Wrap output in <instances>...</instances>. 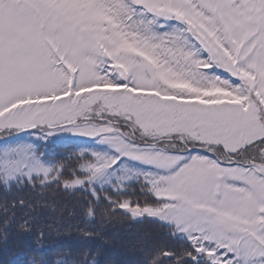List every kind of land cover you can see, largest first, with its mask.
<instances>
[{"label": "snow or ice", "instance_id": "6c2138e0", "mask_svg": "<svg viewBox=\"0 0 264 264\" xmlns=\"http://www.w3.org/2000/svg\"><path fill=\"white\" fill-rule=\"evenodd\" d=\"M53 186L85 241L164 229L146 264H264V0H0V190Z\"/></svg>", "mask_w": 264, "mask_h": 264}, {"label": "trees", "instance_id": "16d2710c", "mask_svg": "<svg viewBox=\"0 0 264 264\" xmlns=\"http://www.w3.org/2000/svg\"><path fill=\"white\" fill-rule=\"evenodd\" d=\"M71 163L75 164L74 158ZM20 196L30 202V207L12 209L11 202ZM86 199L82 193L71 194L55 186L10 194L0 190V264H12L13 260L20 264L70 262L85 250V258L98 264H146L148 253L166 242L164 229L158 224L137 222L120 210L106 212L107 205L98 207L96 222L89 226L98 235L85 241L77 226L85 227L81 212ZM5 201L9 204L7 210L3 207ZM22 219L32 220L36 230L20 232ZM40 229L44 232L42 238Z\"/></svg>", "mask_w": 264, "mask_h": 264}]
</instances>
